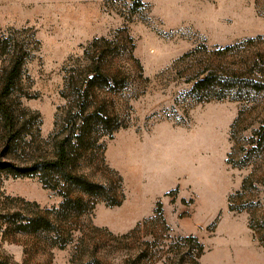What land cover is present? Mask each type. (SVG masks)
Listing matches in <instances>:
<instances>
[{"label": "rangeland", "instance_id": "rangeland-1", "mask_svg": "<svg viewBox=\"0 0 264 264\" xmlns=\"http://www.w3.org/2000/svg\"><path fill=\"white\" fill-rule=\"evenodd\" d=\"M137 1L0 0V37L15 32L13 36L19 40L30 41L33 35L38 41L33 57L23 66L22 85L31 97H21L22 105L39 112L40 136L46 139L57 107L66 102L60 96L65 67L85 63L83 46L94 37L111 38L125 29L133 39V55L148 80L136 98L129 91L116 97L121 107L127 102L122 110L129 125L115 132L112 139L104 137L102 141L106 144L105 163L123 179L126 202L109 210L98 202L83 220L99 226L115 215L127 218L134 203L140 199L145 202L143 206L149 203L155 186L169 187L166 195L156 199L162 201L170 236H195L204 247L201 264H264V158H253L252 166L243 168L226 163L232 144L229 126L238 109L250 104L227 98L196 101L186 94L192 85L186 78L206 65L207 51L240 43L232 52L214 57L218 73L223 67L244 69L249 59L247 50L264 53V37L248 45L242 43L264 36V0ZM196 47L197 63L175 61ZM259 109L244 113L240 126L247 128L239 131L234 145L249 147L246 139L261 127L264 118ZM160 124L164 125L158 127ZM251 169L258 179L254 189L234 200L245 209L229 211L228 196L240 190ZM177 183L181 186L178 193L172 190ZM0 190L3 195L36 201L42 207L57 206L62 200L43 188L36 177H3ZM181 195L185 200L181 201ZM249 223L256 224L258 231ZM145 230H153V226L148 224ZM78 235L76 231L63 249L54 247L50 255L39 251L27 263H23L21 243L0 240V251L10 264H73ZM97 241L99 256L115 263L123 259L122 250L107 252L106 236L97 235ZM157 247H162L160 242Z\"/></svg>", "mask_w": 264, "mask_h": 264}, {"label": "trees", "instance_id": "trees-1", "mask_svg": "<svg viewBox=\"0 0 264 264\" xmlns=\"http://www.w3.org/2000/svg\"><path fill=\"white\" fill-rule=\"evenodd\" d=\"M14 34L10 32L0 37V185L3 177H36L43 188L62 200L57 206L42 207L36 201L3 195L0 190V240L21 243L25 254L23 263L39 251L50 255L54 247L63 249L77 231L79 235L71 257L73 264H201L203 244L193 235L170 236L160 200L151 216L122 234L114 235L105 227L83 220L98 202L116 207L125 199L122 177L105 163L106 144L102 138L112 139L115 132L129 125L122 110L127 102L121 107L116 97L129 91L130 96L136 98L148 80L140 61L133 55L132 37L122 28L111 38L94 37L83 46L85 63L65 67L60 96L66 102L57 107L52 131L43 139L39 112L26 108L20 100L31 97L22 85L23 66L33 57L38 41L33 35L30 41H23ZM263 37H250L242 43L248 45ZM238 46L240 43L207 51L206 65L186 78L192 82L186 93L191 99L227 98L250 104L238 109L229 126L232 144L226 163L233 168L249 166L253 158H264V118L261 127L246 139L249 147L234 145L239 131L247 128L240 126L244 113L260 106L259 113L264 114V103L259 104L264 102V53L247 50L249 59L241 71L223 67L218 73L214 65V57L232 52ZM198 52L196 47L175 61L197 63ZM254 172L251 169L242 179L240 190L228 196L229 211L245 209L240 204L235 205L234 200L240 198L242 192L254 189L258 181L254 179ZM148 224L153 230L143 232ZM248 226L258 231L256 224ZM101 234L108 238V253L124 251L120 262L98 255L97 235ZM165 240L169 243L163 242ZM258 240L262 242V237ZM159 242L161 248L157 247ZM4 259L7 257L0 251V264H10Z\"/></svg>", "mask_w": 264, "mask_h": 264}, {"label": "crops", "instance_id": "crops-1", "mask_svg": "<svg viewBox=\"0 0 264 264\" xmlns=\"http://www.w3.org/2000/svg\"><path fill=\"white\" fill-rule=\"evenodd\" d=\"M163 125L164 124H162V125L160 124L157 126L159 127V126H163ZM152 184L155 186V182L152 181ZM123 187H124V183H123ZM168 188L169 187H167V188L164 187L163 189H160L159 187L155 186L153 189L154 195L151 198H149L148 204L146 203L145 206H143V204L145 202L141 201V199L140 200L138 199L139 201H137V203H134L135 205L132 207V212H131V214H128L127 218L122 217V216L119 217V215L118 216L115 215L114 219H113V217L112 218L110 217L107 219L105 218V221H101L100 223H98V225L109 228L110 232H114V233L125 232L126 230L132 228L139 219L147 217L153 213V209H154V208H152L153 202L155 200H157L156 198L160 197L161 195H166V193H167L166 190H168ZM178 188L181 189V186L179 185V183H177L176 187L172 190H176V192L178 193ZM124 193H125V191H124ZM179 193H181V190ZM182 200H185L184 195L183 196L181 195V201ZM125 202H126V199H124L123 203L120 206H116L114 208H120L122 205H124ZM161 203H162V201H161ZM106 208L109 210L110 207H106ZM162 208H163V205H162ZM115 214H117V213H115ZM163 215H164V209H163ZM164 217H165V215H164ZM165 219H166V217H165Z\"/></svg>", "mask_w": 264, "mask_h": 264}]
</instances>
